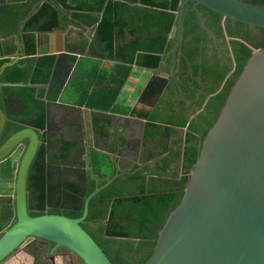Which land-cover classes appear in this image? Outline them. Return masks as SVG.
Masks as SVG:
<instances>
[{
  "label": "water",
  "instance_id": "1",
  "mask_svg": "<svg viewBox=\"0 0 264 264\" xmlns=\"http://www.w3.org/2000/svg\"><path fill=\"white\" fill-rule=\"evenodd\" d=\"M47 1L59 15L56 18L51 11L42 31L59 28L63 23L83 32L87 40L83 49L94 41L96 26L88 27L72 20L58 2ZM127 2L134 4L133 0ZM189 2L196 12L197 6H202L221 16L224 30L227 19L264 28V4L245 0H182L177 22L170 33L175 42L170 51L159 58L158 66L149 68L152 73L143 94L150 88L158 98L175 92L173 88L182 93L178 76L180 58L186 60V67L182 68L185 77L188 75L185 84L194 89L190 64L180 48L183 12ZM37 32L35 40L42 36L40 29ZM64 33L67 38V32ZM45 36L50 42L51 35L49 37L46 33ZM224 37L232 40L225 31ZM236 40L246 44L239 38ZM49 51L55 55L54 67L63 57L77 55L66 39L64 48L53 50L50 46ZM17 63L18 58L4 63L0 67V76L5 68ZM219 91L209 94L208 100ZM7 120L6 111L0 108V135ZM44 124V127L37 128L24 123L0 145L1 163L10 159L25 143L14 181L15 220L0 233V264L35 240L53 243L49 254L57 248H64L72 255L74 264H77L76 258L83 264H114L82 227L90 200L117 178H128L142 171L144 166L151 172L165 174L170 156L158 158L157 151L153 152L151 147H138L131 152L138 158L139 167L127 170L119 168L123 157H118L117 150L115 158H108L113 173L100 185L95 178V188L85 197L79 217L50 213L34 216L28 211L27 179L37 151L45 144L43 138L46 136L43 134L47 133L48 119ZM199 143L196 146L200 149L199 155L183 189V196L160 229L153 253L145 264H264V48L251 53L230 88L216 121ZM124 161L132 163L127 158ZM86 169L89 170L90 166ZM129 183L134 186L133 182ZM51 261L56 264L55 258L51 257Z\"/></svg>",
  "mask_w": 264,
  "mask_h": 264
},
{
  "label": "trees",
  "instance_id": "2",
  "mask_svg": "<svg viewBox=\"0 0 264 264\" xmlns=\"http://www.w3.org/2000/svg\"><path fill=\"white\" fill-rule=\"evenodd\" d=\"M57 1L64 10L72 13L73 20L97 27L95 39L92 42V54L101 55L103 51L108 57H113V43L117 37L122 45L116 52L122 62L135 61L137 65L155 68L158 66L160 55L170 51L174 44L170 33L177 22V12L182 0H133L134 4L128 3L127 0ZM245 1L264 4V0ZM202 8L206 10L205 15L208 18V22L205 21V27L212 29L216 39H222L224 31L232 37L235 68L227 76L232 70L229 58L221 62L220 57L216 55L217 63L208 64L207 49L210 39L204 32L197 12L192 8V3H187L183 12L180 48L188 62L200 58V63L195 61L191 68L193 75H199L205 84L200 103L206 95L215 93L222 85V89L208 100L203 111L189 125L190 132L199 135L197 143H201L208 129L216 121L230 88L252 52L245 44L236 40L239 38L244 42L248 41L244 24L227 19L224 30L221 16L205 7ZM126 32L129 34L128 40L125 38ZM26 38V51L33 55L35 53L34 36L29 33ZM8 60V58H1L0 67ZM34 60L32 70L20 63L5 68L0 76V83L15 85L5 86L4 92L6 94L15 92L17 96H20L27 105L24 123L40 128L44 127L46 103L55 100L59 87L52 82L55 56L42 55ZM180 64L184 69L186 60L180 58ZM128 73L129 70L126 68L119 87L124 83ZM46 85L50 86L48 94L38 87ZM140 116L148 117V114L142 112ZM185 122L186 120L177 121L174 125L182 127ZM9 125L6 126L3 138L9 135ZM14 128L18 129L21 126H14ZM71 148V144L67 143L62 149L59 156L61 162L66 160ZM199 151L197 147H191L190 153L185 152L184 161L188 165L185 168V175L178 182V188L168 185L167 190L157 189L153 180L145 182L144 177L139 173L130 175L127 179L117 178L90 200L89 212L82 227L87 229L92 218L97 219L99 223L107 219V224H100L97 227L99 238L105 234L108 237L104 239L106 245H109L112 239L132 238L139 241L142 244L139 251L141 253L134 264H145L153 253L160 229L183 196V189ZM95 159L93 164L96 163ZM61 162L50 159L44 147L37 151L27 179L28 211L31 215L50 213L72 218L81 215L85 197L95 188L94 174H97V171L94 169L92 174L83 166H65ZM3 166L4 177L12 180L14 163L11 159H7L3 162ZM105 178L99 181V185L105 182ZM128 182L134 183V186L130 185L133 188L129 191L126 189ZM11 219L10 224L14 222L15 214Z\"/></svg>",
  "mask_w": 264,
  "mask_h": 264
},
{
  "label": "crops",
  "instance_id": "3",
  "mask_svg": "<svg viewBox=\"0 0 264 264\" xmlns=\"http://www.w3.org/2000/svg\"><path fill=\"white\" fill-rule=\"evenodd\" d=\"M51 11L53 9L47 0L43 2L41 0H0V59L8 58L10 61L13 58H18V63L32 70L35 58L42 55H54L49 51L50 46L53 50L62 49L65 39L77 53L76 56L63 57L55 67L53 66L54 78L52 82L58 85L59 93L55 100L46 103L48 118L45 108L44 123L48 119V130L43 134L46 136L47 156L50 159L61 162L59 160L61 151L69 143L72 146L71 151L66 160L61 163L65 166L83 165L85 170L89 165L90 169L87 171L93 174L96 169L93 160L100 155L111 159L115 158L114 152L117 150L118 157H123L119 164L126 162L124 160L127 158L132 162L129 163V168L133 169L139 166L138 158L134 157L131 152L133 147H135L134 149L151 147L153 152L157 151L156 153L162 151L171 153L173 150H178V147L182 153L183 148H188L187 151H189L191 147H195L193 142L195 143L196 140L191 137L198 135L190 132L189 124L198 117L208 102V95H206L200 103L202 95H204L201 88L203 87L201 86L203 78L195 75L191 82L194 83V87H198L199 91L191 90L185 84L188 75L185 77L179 62L178 76L182 93L171 91L170 95L158 98L150 88L143 94L152 71L147 67L137 65L135 61L122 62L116 52L122 45L120 39L116 37L113 43V57H108L107 53L105 54L103 51L101 55L92 54V42L83 49L82 46L87 44V40L77 27H66L61 23L59 28L52 27L48 32L42 31L43 24L46 25L52 14ZM64 11L72 20L74 19L70 11ZM53 14L57 18L59 12L54 10ZM39 29L42 36L35 40ZM64 31L68 34L67 38ZM29 33L34 36L35 53L33 55L26 51V35ZM46 33L49 37L51 35L50 42L45 36ZM125 38L129 39L127 32ZM226 41L231 42V39L226 38ZM217 43L219 46L223 45V38L219 39ZM214 51L216 52V49ZM163 55L165 54L160 57ZM230 57L232 59L231 55ZM230 57L227 56L229 60ZM195 61L200 63V58L189 62L193 65ZM169 67L170 59L168 60V69ZM126 68L129 73L124 83L119 87ZM38 87L44 89L45 94H48L50 86ZM142 112L147 113L148 117H141L140 113ZM181 120H186L184 126L174 125L175 122ZM188 138L191 139L187 141ZM165 146L168 148L165 149ZM184 154H181L183 160L177 163L180 164V170L184 169L183 171L187 166V162L184 163ZM16 167L13 170L14 176L10 180L4 177L3 162L0 163V186L4 183L7 185L6 183L9 182L14 185ZM110 173L112 174L113 170ZM111 174L107 176L106 170L101 168L97 170L94 177L101 181L105 177L108 179ZM174 174L175 172L171 174L170 172L159 173L164 181V186L168 185ZM126 177L124 176L123 179H127ZM130 185L129 182L126 183L127 191L133 188ZM117 186L119 187V185ZM14 214L13 187V195L9 192L0 193V232L10 224ZM28 245L16 251L9 258L22 254L16 260L19 264L48 263L42 249L38 251L36 248L29 249ZM40 260H44L46 263H42ZM55 263L62 264L56 257Z\"/></svg>",
  "mask_w": 264,
  "mask_h": 264
},
{
  "label": "flooded vegetation",
  "instance_id": "4",
  "mask_svg": "<svg viewBox=\"0 0 264 264\" xmlns=\"http://www.w3.org/2000/svg\"><path fill=\"white\" fill-rule=\"evenodd\" d=\"M57 1V0H56ZM59 2V1H57ZM51 8L53 9V11L55 10L54 7L52 6V4H50ZM198 12V18H199V22L203 27L204 32L206 33L207 37L210 39V41H212V43L208 42V49H207V56L209 58V62L208 64H216L217 60L215 58V55L218 57H220V61L222 62L225 58H227V56L230 57V55L232 56V59L230 57V63L232 65V70L229 72L228 75H230L234 68H235V60H234V56H233V48H232V44L231 42H227L226 38L223 37V45L219 46L218 45V40L214 37V35L212 34V29H207L205 27V21L208 20L207 16L205 15L206 10L203 9L200 6H197ZM57 11V10H55ZM208 22V21H207ZM244 32H247V37H248V41L245 42L246 46L253 52L256 49H261L264 48V28H260V27H255V26H247L245 25L244 27ZM262 39V44H257L256 41ZM230 41V40H229ZM92 44V43H91ZM216 49V52L214 51ZM251 52V53H252ZM190 64V62H189ZM181 66V65H180ZM192 64H190V72L192 71ZM192 73V78L194 79L195 76ZM3 74V73H2ZM194 86V83H192ZM204 82L201 84L202 88V92H204ZM1 90H0V108L4 109L7 113V122L5 125L4 130L2 131L1 135H0V145L2 144L3 141H5L12 133H14L15 128L14 126H21L24 124V117L26 114V109H27V105L24 103L23 99L20 96H17L15 94V92H10V93H5L4 92V87L5 86H15L14 84H9V83H0ZM197 89L198 87L195 86L194 89ZM200 88V87H199ZM222 89V85L218 88V90ZM173 90H176V88H173ZM198 90V89H197ZM175 91V92H176ZM199 91V90H198ZM199 94V93H198ZM170 95V93L168 94ZM167 95V96H168ZM9 125V135L7 137H2L4 131L6 130V126ZM190 125V124H189ZM20 129V128H19ZM198 135V134H197ZM199 135L194 137V139L196 140V142L193 144L195 145V147L197 146V141L199 140ZM45 144L42 145V147L45 148L46 154H47V150H46V144H47V140L45 138H43ZM23 146H25V143L22 144V146L19 148H23ZM40 147V148H42ZM165 149H167L168 147H164ZM134 149V147H133ZM188 148L184 149L182 153H190L191 150L189 149V151H187ZM19 151V150H18ZM181 149L178 150H173L171 153L166 152V151H162L160 153H158V158H167L170 156V160L168 161V166H167V171L165 173L170 172L175 174L172 176V178H170V181L168 183V185H171L172 187H176L178 188V182H180L179 180L181 179L182 176H184V169L180 170V164L178 165V162H181L183 160V155L181 158ZM15 154V153H14ZM154 155V154H152ZM4 162V161H3ZM162 161H158L157 163H161ZM185 162V161H184ZM2 163V162H1ZM127 163V164H125ZM129 162H124L123 164H119V168L120 169H127V170H135L136 168L130 169L129 168ZM188 165V163H187ZM83 166V165H80ZM151 168H154V165L151 166ZM182 171V172H181ZM138 173L144 177L145 182H149L151 180H153V184L156 185L157 189L160 190H167V186H164V181L162 180L161 176L159 175V173L156 172H151L149 171V168L147 166H144V168L142 169V171H138ZM136 172V174H138ZM161 174H164V172H162ZM91 224L89 227H87V229H85L93 238L94 240L102 247V249L104 250V252L107 254V256L110 258V260L114 263V264H134L135 259L140 255L141 252H139L142 248V244L139 243V241H135L132 238H127L124 240L121 239H112L110 241L109 245H106L104 239H107L108 237L103 234L102 238H99L98 232H97V227L100 224H107L108 221L107 219H105V221H102V223H99V221L96 219L92 218V221H90ZM112 225V224H111ZM110 225V226H111ZM103 233H105L103 231ZM37 242L41 243V247L43 250V253L46 254L47 257V264H52L51 261V257L53 258H58L59 261H61L62 264H64L65 262L67 264H74V261L72 259V255L70 253L67 252V250H65L64 248L60 247L57 248L56 250H54L53 254H49V251L52 250L54 244L47 242V241H43V240H37ZM76 262L77 264H83L79 259L76 258Z\"/></svg>",
  "mask_w": 264,
  "mask_h": 264
},
{
  "label": "rangeland",
  "instance_id": "5",
  "mask_svg": "<svg viewBox=\"0 0 264 264\" xmlns=\"http://www.w3.org/2000/svg\"><path fill=\"white\" fill-rule=\"evenodd\" d=\"M262 42V39H260V40H257L256 41V43L257 44H260ZM21 152V149H19V151H17L10 159L12 160V162L15 164V167L17 166V162H18V159H19V156H20V153ZM95 164H94V167L96 168V171L97 170H99V169H105L106 170V172H107V176H109L111 173H110V171H111V169H110V165L108 164V158L107 157H105V156H102V155H100V156H98L97 157V159H95ZM97 163H99L98 165H97ZM7 185H5V183H4V185H2V186H0V193L1 192H9V194H12L13 195V187H14V185L13 184H11V182H9V183H6ZM6 228V227H5ZM4 228V229H5ZM3 229V230H4ZM3 230H1V232L3 231ZM0 232V233H1ZM41 243H39V242H37V240H35V241H33L32 243H30L29 245H28V248L29 249H34V248H36L37 249V251L39 250V249H42V247H41ZM22 255V254H21ZM21 255H19V256H21ZM18 256V257H19ZM18 257H11V258H9L8 260H6L5 262H3L2 264H19V262L18 261H16L17 259H18ZM40 262H42V263H46V261H44V260H40ZM24 264H28V263H24Z\"/></svg>",
  "mask_w": 264,
  "mask_h": 264
},
{
  "label": "bare ground",
  "instance_id": "6",
  "mask_svg": "<svg viewBox=\"0 0 264 264\" xmlns=\"http://www.w3.org/2000/svg\"><path fill=\"white\" fill-rule=\"evenodd\" d=\"M29 200V199H28Z\"/></svg>",
  "mask_w": 264,
  "mask_h": 264
}]
</instances>
